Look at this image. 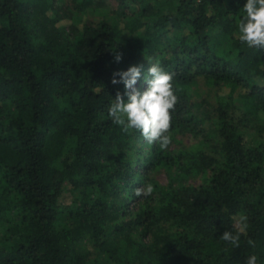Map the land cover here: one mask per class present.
<instances>
[{"label": "trees", "instance_id": "trees-1", "mask_svg": "<svg viewBox=\"0 0 264 264\" xmlns=\"http://www.w3.org/2000/svg\"><path fill=\"white\" fill-rule=\"evenodd\" d=\"M117 2L0 0V264H264V49L237 38L247 0ZM149 61L179 98L167 150L109 116L114 73L143 65V91ZM241 215L235 248L220 236Z\"/></svg>", "mask_w": 264, "mask_h": 264}, {"label": "clouds", "instance_id": "clouds-1", "mask_svg": "<svg viewBox=\"0 0 264 264\" xmlns=\"http://www.w3.org/2000/svg\"><path fill=\"white\" fill-rule=\"evenodd\" d=\"M243 11V17L237 21L238 40L249 48L264 49V0H247ZM121 59V56H116L117 61ZM149 63L151 66L145 77L147 88L143 91L136 88L143 65H133L126 71L114 73L112 83H123L125 93L117 92L109 107V116L124 133L138 131L149 145L157 144L161 150H167L172 143V113L179 98L173 85L174 74L163 70L158 61ZM116 76H119V79H116ZM154 191V185L147 183L136 188L135 195L148 197ZM247 227V217L241 215L233 225L234 231H225L220 238L239 248L241 236L247 235ZM247 242L255 246L252 239L249 238ZM257 261V256L251 255L246 264H257Z\"/></svg>", "mask_w": 264, "mask_h": 264}, {"label": "rangeland", "instance_id": "rangeland-1", "mask_svg": "<svg viewBox=\"0 0 264 264\" xmlns=\"http://www.w3.org/2000/svg\"><path fill=\"white\" fill-rule=\"evenodd\" d=\"M118 6V2L117 0H108L107 6L105 8H103L102 14H106L108 15V13H110L111 10H114L115 8H117ZM87 19V21H97L100 19V14L99 12H94V11H90L89 14L85 17ZM84 17L81 16V18L78 16L77 17V21H81L83 19H85ZM81 19V20H80ZM208 89H211L210 86L207 87ZM194 140V139H193ZM193 140L187 136L185 137L184 141L186 143H191L193 142ZM157 178L162 182V183H167V175L164 172H160L157 176ZM201 182L200 178L191 180V183H193L194 185H199V183ZM67 196V195H66ZM65 196V197H66Z\"/></svg>", "mask_w": 264, "mask_h": 264}, {"label": "built area", "instance_id": "built-area-1", "mask_svg": "<svg viewBox=\"0 0 264 264\" xmlns=\"http://www.w3.org/2000/svg\"><path fill=\"white\" fill-rule=\"evenodd\" d=\"M197 1H202V0H197Z\"/></svg>", "mask_w": 264, "mask_h": 264}]
</instances>
